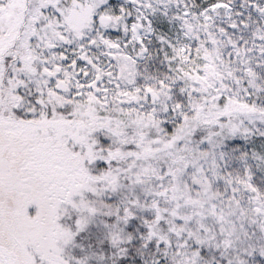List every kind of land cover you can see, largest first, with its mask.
I'll return each mask as SVG.
<instances>
[{
	"label": "snow or ice",
	"instance_id": "1",
	"mask_svg": "<svg viewBox=\"0 0 264 264\" xmlns=\"http://www.w3.org/2000/svg\"><path fill=\"white\" fill-rule=\"evenodd\" d=\"M0 264H264V0H0Z\"/></svg>",
	"mask_w": 264,
	"mask_h": 264
}]
</instances>
